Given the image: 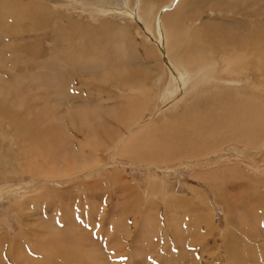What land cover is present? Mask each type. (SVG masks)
Wrapping results in <instances>:
<instances>
[{"label": "rangeland", "instance_id": "rangeland-1", "mask_svg": "<svg viewBox=\"0 0 264 264\" xmlns=\"http://www.w3.org/2000/svg\"><path fill=\"white\" fill-rule=\"evenodd\" d=\"M16 1L0 0V92L3 93L4 90L3 96L2 93L0 94V100L3 97L19 98L21 107H10V111L15 116V111L19 115H27L31 121L23 123L21 117L16 119L17 127L13 132L15 140L11 141L13 149L11 146L8 147L3 154L4 157H1L3 158L1 161L7 160L5 168L7 170L0 176V219L5 220L1 232L6 236L0 245V262L3 264H16L18 261L27 264H37L35 263L37 261H41L42 264H159L162 263L159 262L160 259L168 257L163 251L164 248L169 250V255L172 257H176L183 248L182 252L185 254L183 261L187 260L189 264H194L193 260L205 264L209 259L215 261L218 259L217 261L220 260L223 264L228 263L229 260V263L236 264L237 258L248 254H245L246 251L256 252L255 241L261 245L257 235H260L259 232L262 235L264 231V156L261 154L264 153V141L259 148L244 151V146L226 140L230 135L212 130L208 133L207 144L193 150L191 127L187 129L190 139L183 128L179 133V144L170 142L166 144L169 147L167 150L171 149L168 150L170 152L155 151V144L150 139L136 147V142L126 143V149L124 148L119 155L118 145L113 146L114 140L123 135L126 137L125 130L134 120L127 117V108L131 103V97L124 95L129 93L125 89L131 88L125 86L127 74L144 82L150 98H153L152 95L156 92L154 84L157 74L153 71L149 73L148 68L140 63L134 66L121 64L116 72L97 69L94 70L95 73L87 72L84 71L83 66L88 67L96 63V58L101 56L112 58L117 55L115 58L123 59L120 52L128 43V48L133 47L134 58L141 56L145 51L150 52L144 36L149 39L151 33L147 26L145 27L143 19L138 16V0H82L83 4L78 2L81 0H75L77 3H73V8L69 0H63V4H58L62 8H58L55 4L54 8L57 7L55 10L49 4L48 8H51L55 14L51 13V10L49 17L47 13L49 10L44 9L45 16L47 15V19L50 18V25L48 24L49 27L47 26L46 29L38 24L41 19L37 16L34 15L29 22L25 11L13 10ZM20 1L23 6H18L19 9L28 10L27 13L31 16L30 4L34 0ZM142 1L143 3L152 1V5L158 7L169 0ZM249 1L186 0L187 3L183 6L181 14L177 16L179 29L184 33L185 29L188 28L189 32L194 27L198 30L197 35L201 41L202 37L222 41L228 33L239 31L235 27H226L222 22L240 20L244 13L238 7L245 8ZM25 3L30 4L27 6ZM209 10L212 13H208ZM120 11L127 13L123 14ZM214 16L216 19L208 26L202 22L197 25L192 23V20L197 18L212 19ZM11 17L16 20L11 23L14 24L13 29L12 26L7 29ZM136 17L140 18L136 19ZM34 23L36 26L33 25ZM31 25L33 30H26L30 29ZM119 31L122 33V36H119L125 38L119 40L117 37ZM191 36L193 37L190 35L189 40ZM30 39L36 42H33L36 46L40 44L39 51L35 47L31 52L26 43V40ZM188 44L189 50L194 51L195 55L205 53L204 43L201 48L193 44L199 49L191 42ZM17 49L21 50L20 55ZM56 49L58 55H55ZM208 53L213 55L217 51L210 50ZM17 58L19 63L11 70L8 63L16 61ZM152 58L143 63L148 66L147 63ZM44 60L45 63H42ZM52 60L60 63L63 69L59 66H52L51 69L49 63L54 64ZM32 61L34 65L31 64ZM11 73L23 74L22 86H16L14 81H9ZM257 73L261 75L260 72ZM115 79H117V87L112 86L111 81ZM60 80L63 81L62 83L67 82L64 89L68 88L69 92H66L71 94L69 100L64 99V90L62 92L64 95L61 93L62 99L55 101L58 100L62 90L59 86ZM32 84L33 92L28 87ZM140 88L136 86L135 89L140 90ZM52 90L55 91L53 105L57 104L56 106L49 102L50 93L47 92ZM34 91L41 95L37 99L34 95L31 100L30 96L35 94ZM25 95H28V98L25 99ZM197 100L203 102L201 107L208 112L207 118L210 116L213 118L214 114H221L218 110L222 109L223 112L225 109L222 100L217 98ZM164 102L166 100L162 101ZM263 103L256 108L263 110ZM104 105L109 106L110 109L105 108ZM243 106L250 107L247 104ZM79 108L82 112H79ZM186 108L184 106L183 110ZM196 109L197 107L195 108L197 114ZM216 110L218 112H215ZM151 111H154L152 107L144 113V116L141 115V120L130 129L128 135L139 131V126L143 124L144 118L149 117ZM7 113L8 111L0 108V118L6 117ZM72 115L75 117L73 118ZM34 118L36 121L33 123ZM165 118H167L165 115L153 117L154 121ZM261 122L262 119L259 123ZM21 124H24L22 128ZM8 127L9 124L5 123V128ZM1 129L2 125H0V143L3 142ZM11 130L12 127L6 132L11 133ZM202 133L196 131L197 135ZM158 136L159 134L156 138ZM258 138L263 139L264 135ZM259 141L256 140L254 144ZM177 146L178 151H175ZM18 162L19 165H16ZM12 169L17 171L11 172ZM147 180H154L156 190L149 189ZM6 182L11 183V186H7ZM122 186L129 187L128 191L126 190L127 195L119 192ZM34 194L39 195L41 199L46 195L43 198L45 201L42 199L46 209L40 208L41 206L34 208L29 201L26 202L25 199L35 196ZM12 202L16 204L17 214L11 212ZM125 205H128L129 209L122 212ZM198 214L202 217V222ZM9 224L11 227L7 229ZM207 224L213 229L210 230ZM180 244L181 247L178 249ZM204 245L209 246L208 253L203 252ZM243 246L246 249L239 253L224 251L227 248L235 250ZM16 253L19 255L15 258ZM259 255L261 258L264 257L261 252ZM45 256L47 260L44 259ZM248 260L252 264L260 262L252 257H248Z\"/></svg>", "mask_w": 264, "mask_h": 264}, {"label": "bare ground", "instance_id": "bare-ground-1", "mask_svg": "<svg viewBox=\"0 0 264 264\" xmlns=\"http://www.w3.org/2000/svg\"><path fill=\"white\" fill-rule=\"evenodd\" d=\"M40 1H41V3H39ZM62 2H63V0H38V3H37V0H34L31 4L29 3L31 6V16H29L27 13L28 10L26 11L25 9H19L18 6H23V4L20 0H17L13 4L14 5L13 10H17V12H18V10L25 11L26 17H27L29 22H30L32 17L34 18V15L37 16L39 19H41L40 23H38V24L39 25L41 24V26L45 27L43 29H46L47 26L49 27V25H50V18L47 19V17H46L47 15L45 16L44 9L49 10V11H47V13H48V16L50 17L51 13L55 14V12H53V10L57 9V7L54 8L55 4L58 6V8H62L60 5H58V4H63ZM69 2L71 3L70 4L71 7L74 5L73 3H77V1L75 2V0H69ZM78 2H80L81 4L84 3V2H82V0L78 1ZM101 2H103V1H101ZM155 2H157V1H155ZM152 3H153L152 1L151 2L147 1V2L143 3L142 0H138V6H137L138 16H140L143 19L145 27L147 26V28L149 29V31L151 33L150 36L148 35L149 39H148V37L146 38L143 35L144 39L147 40L146 41L147 45H149V47H150V52L145 51V52H143V54H141V56H137L136 58H134L133 57V49H132L133 47L129 46V48H131L132 50L129 49L127 47L129 45V43H128V45L126 44L127 46H123V49L120 52V54L123 55V59L115 58V57H117L116 54H115L116 56L114 55L115 57H112V58L108 57V56L107 57L101 56L103 58H101V57L96 58V63L94 62V64L89 65L88 67L83 66V68L85 69L84 71H87V72H89V71L94 72L95 69H97L99 71L109 70L112 72H116L117 69L120 68L119 66L121 64H125L126 66H134V64L136 65V64L140 63V65L144 66L145 68L146 67L148 68L149 73H152V71H153L154 73L157 74L155 84H154V86L156 88V92L152 95L153 98H150V96L148 95V89L145 88V84L143 81H140L137 78H133L131 75L127 74V77L125 75V77H126L125 78V80H126L125 86L131 87L129 90L125 89V91L127 90L129 93L124 94V95H129L131 97V99H130L131 103H129L130 107L127 108V110H128L127 117H131L134 120H133L132 124H130L131 126L129 125L128 129L125 130L127 132V134L125 135L126 137H124V135H123L122 137H119L116 141L114 140L113 146L116 147L118 145V152H117L118 155L120 154L121 151H124L126 143L136 142V144H135V147H136L137 145H140L143 141H146L147 139H150V141H152L155 144L154 145L155 151L167 150V148H169V147L166 144H168L169 142L171 144H173V143L179 144V137H180L179 133H181V130L183 128H185L186 136L189 138V134L187 132V129H189L191 127L193 128V131H192L193 137L191 138V140L193 141V143H192V149L193 150L198 146L207 144L208 133L212 130H215L216 132H223L225 134L230 135V137L226 140L229 141L230 143L232 142L233 144L244 146V151H248L252 148H259L261 146V143L264 141V138L263 139L258 138L260 135H264V109L261 110L260 108H256L260 103L264 102V0H250L249 4L245 8L238 7L244 13V14H242L243 17H241L240 20H227L226 22L223 21L222 24L224 23L226 25V27H230V28L235 27L239 31L228 33L227 35H225L224 38H222V41H218V40L213 41V40L208 39V38L204 39L203 37H202V41H201L200 37L197 35L198 30L194 29V27H193L192 31L190 30L191 33H190V31L188 32V28H187V30L185 29L186 27L184 28L185 29L184 31L186 33L181 32V30L179 29V26H178L177 16H179L181 14L183 6L185 5V3H187L186 0H169L167 3L162 4L158 7L153 6ZM29 4L25 3V5H27V6ZM49 4L52 5V8H54L53 10L51 8H48ZM256 4H257V7L259 9L256 7ZM78 5L80 6V4H78ZM83 8H84V6H83ZM249 8H252V10H249ZM106 9H108V8H106ZM115 9H117V8H115ZM50 11H51V13H50ZM114 11H116V10H114ZM17 12H16V15H17ZM120 12L123 13L124 11H120ZM132 12H133V10H132ZM125 13H127V12H125ZM125 13H123V14H125ZM208 13H212V11L209 10ZM4 15L9 17V15H6V14H4ZM140 17H136V19L140 18ZM10 19H11V21L9 22L7 29H8V27H11V26L13 29L14 24H11V23L14 22L15 18L11 17ZM142 19H140V20L142 21ZM214 19H216V16H214L212 19H209L207 17L206 18H197V19L192 20V23L194 25H197L198 23L202 22L205 26L206 25L208 26V25H211V21ZM38 22H39V20H38ZM25 23H28V22H25ZM31 23H32V21H31ZM188 23H190V22H188ZM131 24H130V26H132ZM33 25H35V23ZM16 28L18 29L17 26H16ZM208 29L210 30V27ZM26 30H29V31L33 30L32 25H31L30 29H26ZM121 31H119V34L116 32L119 40L125 38V37H123V38L120 37V36H122ZM56 32H54V33H56ZM18 33H20V32L18 31ZM181 35H184L185 37L183 36L184 37L183 38ZM190 35H193V37L191 36V39L189 40ZM220 35H223V34H220ZM49 38H51V37L49 36ZM185 38H187L188 40H184ZM111 39H112V37H111ZM133 39H134V37H133ZM144 39H143V41H144ZM128 40L132 43L130 38ZM114 41H116V40H114ZM33 42H35V41H33L31 39L26 40V43L30 47L31 52L34 51L35 47L39 51L41 48L40 44H38L36 46ZM188 42H191L192 45L195 44L197 47H200V48L203 47L201 45H202V43H204L206 45L205 46L206 47L205 53H203L204 55L203 54L202 55L198 54V56L195 55L194 51L189 50ZM120 43H121V41H120ZM192 45L190 46V48L192 47ZM196 46H194V47H196ZM146 48H148V47L146 46ZM197 49H199V48H197ZM210 50H216L217 53L212 55L211 53H208V51H210ZM0 52H1V50H0ZM58 53L59 52L56 49L55 55H58ZM2 54H3V52H2ZM20 54H21V50H18V55H20ZM110 55H112V54L110 53ZM164 56H165V58H164ZM152 57H155V58H152ZM151 58H152V60L147 63L148 66L146 65V63L145 64L143 63V61H146V60L151 59ZM157 61H160V62H157ZM47 62L49 63V61H47ZM52 62H54V64L49 63V66L51 67V69L53 67H56V66H59V67L62 66L60 63H58L56 61L52 60ZM18 63H19V59L17 58L16 61L9 62L8 67H10L12 70L14 68V66L17 65ZM42 63H45V60L42 61ZM31 64L34 65V61H32ZM60 69H63V68L61 67ZM74 70H76V69H74ZM173 70H176V71H173ZM257 71L260 72L261 75H259L257 73ZM138 73H139V71H138ZM96 75H97V73H96ZM10 76H11L10 77L11 79L9 78V81L10 80L14 81L16 86H20V85L22 86L23 74L12 75V73H11ZM147 78H150V76H147ZM62 82L63 81L60 80L59 86H60V89H62V90H60L58 100H55V101H60L62 99V94H63L62 92L65 90L64 87H66L65 84L67 83L66 81H65L66 83H62ZM111 82H112L113 87H117V79H115L114 81H111ZM25 84L27 86V83H25ZM61 84H63V85H61ZM56 85H58V84H56ZM31 86H33V84L28 85L31 92H33ZM136 86L141 87L140 90L135 89ZM176 88H178V89H176ZM175 89L177 91L174 93ZM136 90H138L139 92L137 93ZM66 91L69 92L68 88H67V90H65V95L63 94L64 99L66 98V100H69V98L71 97V94L67 93ZM34 92H35V94H32L30 96L31 100L33 99L34 95L36 96V99L39 95H41L40 93H37L36 91H34ZM54 92H53V90H52V92L51 91L47 92V93H50L49 102L51 105H53V101H54L53 97H55V95L53 94ZM1 93L2 92H0V94ZM3 93H4V90H3ZM3 93H2V96H3ZM231 95H235V96L231 97ZM7 96H9V95H7ZM130 97H128V98H130ZM208 97L217 98L219 100H222V104L225 105V109L223 110V112H222V109L218 110V111H221V114H219V113L214 114L213 118H211V116L209 118H207L208 112L205 111L201 107L203 105V102L197 100L199 98H202V100H204ZM23 98H21V100ZM26 98H28V95H25V99ZM73 98L75 99V96H73ZM194 98H197V99H194ZM77 100H79V98H77ZM163 100H166V102L162 103ZM187 102H189V103H187ZM0 103H1L0 108H3L5 111H8V113L6 114V117L0 118V125H2L1 139L3 140V142L0 143V176H1L7 170V169H5L7 160L5 162L1 161V159H3L1 157L3 156V154H5L8 147L11 146V141L15 140V139H13V132H14L15 127H17L16 119L21 117L23 123L24 122L29 123L31 120H29L27 118V115H19L17 113V111H15V113H16V116H15V114H13L10 111V109H9L10 107H14V108H20L21 107V104L19 102V98L12 97L10 99H6L3 97L0 100ZM117 103H119V102H117ZM180 104L182 107L180 106ZM246 104L249 105L250 107L243 106ZM56 105H53V106H56ZM82 106H84V105H82ZM150 106L152 107V110H154V111L150 112L148 118H144V121L142 124L143 126L142 125H141L142 127L139 126L140 127V129L138 128L139 131L137 130L133 134L131 133L130 135H128V133L130 132V129L132 127L136 126L137 121L141 120V115L144 116V113L146 111H148V109L151 110ZM184 106L187 107L186 110H183ZM104 107L107 109H110L109 106L104 105ZM196 107H197V109H196L197 114L195 113ZM80 108H79V112L81 111ZM263 108H264V103H263ZM99 111L101 112V110H99ZM103 111H105V110L103 109ZM218 111L216 110L215 112H218ZM97 113H98V111H97ZM104 113H106V111ZM71 114L72 113H70V115ZM75 115H76V113H75ZM156 115H165V117H167V118L161 119L159 121H154L153 117ZM72 116H73V118L75 117L74 115H72ZM77 117H79V116H77ZM73 118L71 120H73ZM80 118H81V116H80ZM75 119H74V121H75ZM260 119H262L261 123H259ZM20 121L21 120H19V122ZM32 121L34 123L36 121L35 118ZM188 121H189V124L191 126H189ZM5 123L9 124L8 128L12 127L11 133L6 132V130L8 128H5ZM97 124H99V123H97ZM23 125L24 124H21L20 127L22 128ZM104 129L105 128L103 127V130ZM196 131L198 133H200V132H203V133L200 135H197ZM104 133H106V132H104ZM158 134H159V136H158V138H156V136ZM141 135H143V137H140ZM114 137H117V136L114 135ZM214 137H212V138H214ZM219 137L220 136L218 135L217 138H219ZM209 138H210V135H209ZM5 139H8V140H6L7 142L5 141ZM137 140H139V141H137ZM256 140H260V141L254 144V142ZM11 148H12V146H11ZM168 150H171V149H168ZM174 150L178 151V146H177V149H174ZM167 151H166V153L170 152V151H168V152ZM13 152L15 153V151H13ZM204 153H208V152H204ZM13 154H11V156ZM261 154H263L262 156H264V153L261 152ZM14 155H16V153ZM204 155H207V154H204ZM204 155H202V156H204ZM80 160H81V158H80ZM16 165H19V162ZM14 170L17 171L16 169H14ZM14 170L12 169L11 172H13ZM47 171H49V170H47ZM4 180H5V178H4ZM47 180H46V182H48ZM6 183H7V186H11V183H8V182H6ZM146 183H147V186L149 187V189H151V191L156 190L154 188V185H155L154 180H147ZM157 184H160V183H157ZM156 188H158V187H156ZM128 189H129V187L123 188V186H122L120 188L119 192L125 193V195H127L126 190L128 191ZM37 194H39V193H37ZM107 195H109V194H107ZM44 197H46V195L43 196L42 199ZM42 199L39 197V195H35L31 198H26L25 200L27 203L29 201L34 208H38L41 206L40 208L46 209L45 205H43L45 200L43 199L44 200L43 201ZM10 208H11L12 213L17 214L16 213V204L14 202L11 203ZM126 209H129L128 205L123 206L122 212H125ZM160 209H162V208H160ZM200 214L202 215V213H200ZM199 219L202 222L203 219L200 215H199ZM3 221H5V220L0 219V245H1L3 238L6 237L1 232V229L4 225ZM208 224H207V227H210V225H208ZM10 227H11V224H9V227H7V229H10ZM209 229L212 230L213 228L211 229V227H210ZM259 233H260V235H257V237L260 238L259 241L261 240V245L257 244L255 241L256 252H255V250L248 251V252L246 251L245 254H247V253L248 254L247 255L244 254L245 256H243L241 258H237V260L235 261L236 264H252L248 260V257H252L254 260L257 258V260L260 261L259 264H264V257L261 258L259 255L260 252H261V254H264V236H263L264 231L262 232V235H261V232H259ZM66 234H67V232H66ZM257 234H258V232H257ZM60 237H61V235H60ZM258 238H256V239L258 240ZM60 239L62 241V238H60ZM167 241H169V240H167ZM62 242H64V240ZM66 242H68V241H66ZM176 243H177V241H176ZM42 244H43V242H42ZM213 245H211V247ZM180 247H181V244L178 246V249ZM207 247H209V246L204 245V247L202 248L203 252L210 249V248L208 249ZM50 248H52V247H50ZM248 248H250L249 245H248ZM245 249L246 248H244V246H243V247L235 249V250L227 248L224 251H225V253H228L229 250L232 253H235V252L239 253L240 251H244ZM182 250H183V248H181L179 250V253L176 257L175 256L172 257L169 255V252H168L169 250L164 248L163 251H165V253L168 255V257H164L163 259H160L159 262L162 261V263H159V264H179V263H181L183 260H185V256H184L185 254L182 252ZM207 253H208V251H207ZM63 254H64V252H63ZM18 255H19V253H16L14 255L15 258ZM52 258H54V257H52ZM205 258H206V256L204 255V259ZM212 258H213V256H212ZM44 259L47 260L48 258H46V256H45ZM64 260H65V258H64ZM68 260H70V259H68ZM213 260L214 259H209L208 261L205 262V264H223L220 260L217 261L218 259L216 261L215 260L213 261ZM16 261H18V260H16ZM73 261H74V259H73ZM185 262H187V260L183 261L182 264H186ZM229 262L230 261L228 260V263H226V264H232L233 263V262L232 263H229ZM35 263L42 264L41 261H37ZM192 263L200 264V263H196V261H194V260L192 261ZM0 264H3V263L0 262ZM4 264H6V263H4ZM16 264H27V263H24V262L20 263L18 261V262H16ZM187 264H189V263L187 262ZM256 264H258V263H256Z\"/></svg>", "mask_w": 264, "mask_h": 264}]
</instances>
